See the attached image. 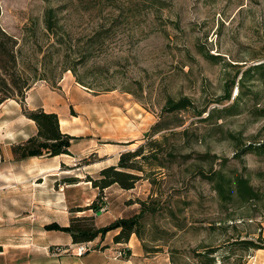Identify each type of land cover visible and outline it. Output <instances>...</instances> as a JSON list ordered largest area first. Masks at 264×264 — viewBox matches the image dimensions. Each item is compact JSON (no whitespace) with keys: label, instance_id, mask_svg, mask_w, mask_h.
Segmentation results:
<instances>
[{"label":"rangeland","instance_id":"1","mask_svg":"<svg viewBox=\"0 0 264 264\" xmlns=\"http://www.w3.org/2000/svg\"><path fill=\"white\" fill-rule=\"evenodd\" d=\"M49 9L54 10L53 32L45 29ZM0 27L17 41L19 72L36 75L22 107L16 100L0 105V253L10 244L35 243L52 223L61 227L79 218L81 225L102 227L129 217L139 210L135 202L142 200L159 209L145 216L141 229L144 245L160 251L150 255L156 261L173 264L170 257L174 256L175 264H190L192 250L210 246L219 247L216 264L246 262L250 252L232 242L264 239V156L247 154L242 165L231 158L244 145L264 141V118L256 112L264 109L259 83H245L256 94L255 100L242 98L236 116L201 123L191 114L177 113L165 119L171 129L154 133L152 127L161 121L168 97L185 96L208 110L231 105L241 73L264 62V0H0ZM232 81L231 100L214 103ZM72 90L73 104H79L83 116L71 120L86 156L68 160L67 166L61 164L43 176L54 178H47L48 184L40 188L44 201L36 204L31 200V185L24 188L18 183L26 182L33 168L51 162L14 158L11 148L36 131L23 110L33 111L38 105L47 110L50 98L61 96L69 104ZM76 91L89 97L83 99ZM74 107L69 106L68 114L77 118ZM180 120L185 124L178 127ZM184 127L188 133L180 135ZM170 131L177 134L165 133ZM164 134L168 141L162 150L176 145L180 154L192 158L215 155L212 170L220 169L219 159H229L224 172H243L258 193L257 200L222 209L191 162L177 165L164 160L167 168L151 176L153 185L141 180L133 190L120 191L116 186L98 197L99 191L88 180L96 178L102 166L115 163L118 142L136 141L126 148L134 150L161 140ZM91 141L94 152L88 150ZM199 165L203 171L210 168ZM93 201L100 207L99 214L77 212ZM168 209L174 214L169 215ZM112 233L87 242L89 252L98 251L103 241L112 245ZM49 235L57 243H68L65 232ZM64 249L50 248L55 253Z\"/></svg>","mask_w":264,"mask_h":264},{"label":"trees","instance_id":"2","mask_svg":"<svg viewBox=\"0 0 264 264\" xmlns=\"http://www.w3.org/2000/svg\"><path fill=\"white\" fill-rule=\"evenodd\" d=\"M54 10L49 9L45 12V29L53 32L55 27ZM17 41L7 34L0 27V105L7 100H16L22 107L25 93L30 90L32 83L36 79L34 74H22L17 69ZM202 54V53H200ZM205 57V55H203ZM218 56L209 58L216 60ZM207 58V57H206ZM208 59V58H207ZM237 66V65H233ZM256 82L259 83L264 93V62L246 68L240 76L239 82L236 86V96L233 102L228 107L213 108L208 110L207 106L202 108L197 107L193 101L188 97H179L172 99L168 97L164 106L161 108V121L155 123L152 127L154 133L167 131L166 118H173L177 113H187L199 119V122H211L221 120L223 117L236 116L239 114L238 104L244 97L249 96L251 100H255L256 94L254 91L245 87V83ZM234 81L227 86L223 95L218 97L214 103L222 105L224 102L228 103L231 100L232 87ZM249 90V91H245ZM25 116L34 123L36 133L28 137L25 141L14 145L11 152L16 161H23L30 158H54L60 155L71 156L69 148L71 141L76 139L73 136L63 134L59 127L58 115L54 112H45L43 109H36L33 111H24ZM259 117L264 118V109H256ZM205 114V115H204ZM204 116V117H203ZM184 121L180 120L178 127L183 126ZM264 130V127H263ZM169 135H174L173 131L165 132ZM188 129H184L179 133L180 135H187ZM231 136V135H229ZM233 138V137H232ZM168 136L161 135V140L148 141L143 145H139L134 150H127L121 153L115 165L108 166L98 172L96 178H90L88 181L92 187L99 191L98 197L102 192L111 186H117L122 191L133 190L136 184L141 180H148L151 185L154 184L155 179L151 178L157 170H162L165 167L163 160L168 164L183 165L191 162L190 165L196 168L195 174L201 181L206 182L211 186L216 193L220 208H227L233 203L248 204L254 202L258 198V193L250 185L249 180L243 175V172L231 170L229 174L224 172L229 159H219V170H212L211 164L218 158L209 153L196 154L195 158L191 155H182L176 145L169 149L162 150V144L166 145ZM130 142L126 146L133 144ZM253 154L256 156H264V141L262 143H251L244 145L236 152L232 160L239 164H243V156ZM191 160V161H190ZM200 163H205L210 168L208 171H203ZM146 166L147 169L144 167ZM245 170V167H242ZM150 202H154L150 201ZM139 206L137 213L129 217H121L115 219L102 227H94L90 225H81V219L72 218L69 220L67 227H60L55 223L46 226L47 231H60L70 235L73 244L92 242L97 238L103 240L105 235L110 232L117 231V234L112 237L113 244H127L130 237L134 235L139 241L143 250L145 258L150 255L160 252L159 249H148L141 238L142 222L146 215H154L159 209L149 202L137 200L135 202ZM86 210H100L96 201L87 206L85 209L77 210L83 212ZM169 215H173L172 209H168ZM85 220V218H83ZM87 221V220H85ZM233 245L240 246L243 251L251 253L256 250H264V239L260 236L254 240L236 239L232 242ZM124 255H130L129 250H119ZM219 252V247L205 246L200 249L192 250L190 253V264H216V254ZM249 253V254H250ZM170 262L175 264L174 256L170 257Z\"/></svg>","mask_w":264,"mask_h":264},{"label":"crops","instance_id":"3","mask_svg":"<svg viewBox=\"0 0 264 264\" xmlns=\"http://www.w3.org/2000/svg\"><path fill=\"white\" fill-rule=\"evenodd\" d=\"M73 89V88H71ZM34 90V89H33ZM32 91V90H31ZM30 91V92H31ZM72 92L73 90L69 91V101L70 103H67V100L64 99V97H59V98H50V104H48V109L46 110L45 107L38 105L34 106L32 109H43L45 112H54L58 115L59 118V127L60 131L63 134H67L70 136H73L77 139H74L71 141V146L69 148V151L71 153V156L68 155H60L54 158H49V159H44L45 157H38V158H30L31 160L34 159L36 162H41L40 160H50L51 163H46L43 166H38L37 168H33L31 170L30 174H26V182L22 181L21 183H18V185H22V187H26L28 185H31V191L33 193L32 195V201L35 202L36 204H40L41 201H44L41 199L40 195V188L42 186L47 185L49 182V179L47 178H54L53 174L51 177H43L47 173H51L54 171H57L60 167L61 164L64 166H67L65 162L68 160H75V159H83L85 158L86 150L83 148L82 145H80V142L82 141L81 135L77 134L76 131V125L75 123L71 120L72 119H80L82 115V109L79 107V104H73V98H72ZM79 93V96L83 99L86 98V96L89 97L87 93H80L79 91H76ZM30 96L28 95L27 101ZM10 101V100H9ZM75 106L74 108L77 109L78 111V116L77 118H73L69 116L68 110L69 106ZM61 123H64V126H61ZM66 123V124H65ZM36 131L33 133L26 135L24 137V140L26 138L34 135ZM134 142L133 144H130L126 146L127 144L125 141L118 142L117 146H119V150L117 149L116 156L113 158L115 160V163H110L108 165L102 166L99 171L103 168H106L111 165H115L118 157L121 153L124 151H127L129 149H126L130 146L135 145L136 141H131ZM130 143V142H129ZM91 144V145H90ZM92 149L90 152H94L95 150V142L91 141V143L88 144V150ZM101 157H109L105 154L101 155ZM32 176V177H28ZM36 178H38L36 180ZM27 184H24V183ZM116 186H111L106 190H110L115 188ZM120 190V189H119ZM55 192V190H52V192ZM122 191V190H120ZM48 202H51V200H48ZM48 216H50L51 211L47 210L46 211ZM69 218V217H68ZM67 218V221H68ZM67 223H63L61 227H67ZM50 231H46L44 234L39 235L38 240L35 243L31 244H19V245H13L10 244L8 245L1 253H0V264H168L164 260L163 262L156 261L157 257H148L145 258L143 250L141 248V245L137 238L132 235L128 241L127 244H112L110 243H105L104 241L100 243L99 245V250H93L83 256L77 257L73 255L74 248L73 245L70 246L71 243V238L70 235L68 234V243H57L55 240V237H50L49 235ZM67 234V233H66ZM117 234V231H114L111 235V239L114 235ZM55 246H62L65 248L62 250L60 253H55L54 251L50 250V248H53ZM68 247V248H67ZM103 249V250H101ZM119 250H129L130 255H124L123 257L117 258V252ZM72 251L71 254H67L66 252ZM246 262L244 264H264V250H256L253 251L252 253L248 254L246 257Z\"/></svg>","mask_w":264,"mask_h":264},{"label":"built area","instance_id":"4","mask_svg":"<svg viewBox=\"0 0 264 264\" xmlns=\"http://www.w3.org/2000/svg\"><path fill=\"white\" fill-rule=\"evenodd\" d=\"M90 251L89 248V243H79V244H75L74 246V252L73 255L80 257L85 255L86 253H88ZM124 254L121 252H117V258L123 257Z\"/></svg>","mask_w":264,"mask_h":264},{"label":"bare ground","instance_id":"5","mask_svg":"<svg viewBox=\"0 0 264 264\" xmlns=\"http://www.w3.org/2000/svg\"><path fill=\"white\" fill-rule=\"evenodd\" d=\"M61 126H64V123H61ZM9 133H11V132L9 131Z\"/></svg>","mask_w":264,"mask_h":264},{"label":"water","instance_id":"6","mask_svg":"<svg viewBox=\"0 0 264 264\" xmlns=\"http://www.w3.org/2000/svg\"><path fill=\"white\" fill-rule=\"evenodd\" d=\"M97 214H99V212H97Z\"/></svg>","mask_w":264,"mask_h":264}]
</instances>
